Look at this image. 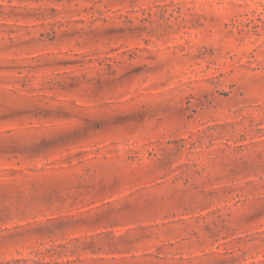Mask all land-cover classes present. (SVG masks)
I'll use <instances>...</instances> for the list:
<instances>
[{"label":"rangeland","instance_id":"1","mask_svg":"<svg viewBox=\"0 0 264 264\" xmlns=\"http://www.w3.org/2000/svg\"><path fill=\"white\" fill-rule=\"evenodd\" d=\"M0 264H264V0H0Z\"/></svg>","mask_w":264,"mask_h":264}]
</instances>
